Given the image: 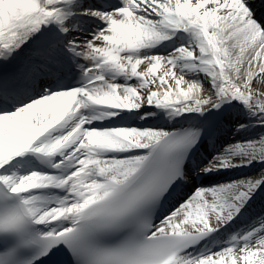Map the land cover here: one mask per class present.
<instances>
[{
  "label": "snow or ice",
  "instance_id": "6c2138e0",
  "mask_svg": "<svg viewBox=\"0 0 264 264\" xmlns=\"http://www.w3.org/2000/svg\"><path fill=\"white\" fill-rule=\"evenodd\" d=\"M144 108L185 124L114 126ZM232 109L264 128L248 0H0V264H264V216L233 228L264 135L193 163ZM253 164L159 215L190 173Z\"/></svg>",
  "mask_w": 264,
  "mask_h": 264
},
{
  "label": "bare ground",
  "instance_id": "6f19581e",
  "mask_svg": "<svg viewBox=\"0 0 264 264\" xmlns=\"http://www.w3.org/2000/svg\"><path fill=\"white\" fill-rule=\"evenodd\" d=\"M146 110L147 109L145 108V111ZM238 111H239L238 109H234L233 112H232L233 119H232V122H230V125L233 124L235 126V128L233 130V128H231V126L229 125V127L232 130L231 132L236 131V129L238 128V123H237V120H236L237 116H240V118L243 119V117H242L241 114H237V113H239ZM171 122H173V121H167L166 119H162L161 122L158 123L157 125L158 126L159 125H165L166 126V125H168ZM228 131H229V129H228ZM246 135H252V136H256V137L259 138L261 135H264V128H261L259 126H256V124L254 123V124H252L249 127V129L246 132H238L237 133V139L243 140L244 139V136H246ZM259 173H260V168L258 170L252 169L250 171H247L246 174L243 177H246V176L257 177L259 175Z\"/></svg>",
  "mask_w": 264,
  "mask_h": 264
}]
</instances>
